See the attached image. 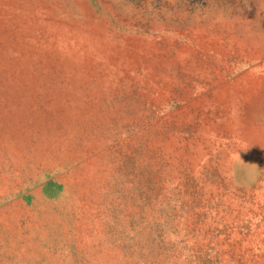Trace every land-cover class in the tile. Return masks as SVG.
I'll use <instances>...</instances> for the list:
<instances>
[{"label":"rangeland","instance_id":"374dc122","mask_svg":"<svg viewBox=\"0 0 264 264\" xmlns=\"http://www.w3.org/2000/svg\"><path fill=\"white\" fill-rule=\"evenodd\" d=\"M0 264H264V0H0Z\"/></svg>","mask_w":264,"mask_h":264}]
</instances>
